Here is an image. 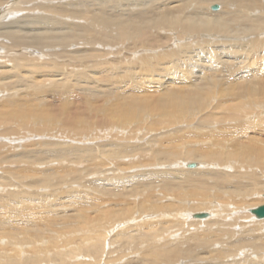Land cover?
<instances>
[{
    "label": "bare ground",
    "instance_id": "1",
    "mask_svg": "<svg viewBox=\"0 0 264 264\" xmlns=\"http://www.w3.org/2000/svg\"><path fill=\"white\" fill-rule=\"evenodd\" d=\"M218 3L224 7L221 8ZM14 5L16 8L12 9ZM215 5L218 6L216 10L213 9ZM6 11L9 13L8 17H15L16 13L21 16L2 22V19H6ZM1 28L9 30L5 32ZM13 28L19 30H11ZM32 31L35 32L32 34ZM215 38L219 40L206 50L207 46L203 45L211 44V40ZM220 40L225 42H219ZM196 45L199 48L194 47ZM114 48L124 53L126 69L121 65H113V61L109 59L113 58L111 54ZM215 57L234 62L227 66L231 78H220L217 71L208 72L205 66L203 69L206 72L196 75L195 80L189 78L195 62L213 61ZM4 59H9L11 66ZM179 68L184 71V75ZM219 69H222L221 64L216 65V70ZM208 73H211L209 77L206 75ZM219 86L227 91L213 92ZM8 90H14V93L8 97L3 96V92ZM0 91V99H8L0 106V127H4V131H0V137L5 136L14 142L16 140L10 138L7 132L16 130L20 143L30 142L32 138L39 136L33 132H43L47 136L41 137L51 139L36 140L38 149L25 147V143L18 144L19 148L35 155L30 156V161L26 162L28 164L18 168L17 174L22 173V170L30 173L35 165L52 158L57 161H54L55 164L53 161L47 164L48 169L53 170L50 177L62 176L71 165L68 164L70 166L64 169L58 160L73 161L79 156L84 158V162H77L76 166L70 167V171L77 172L81 177L92 175L95 171L89 170L86 161L94 160L95 163L99 156L104 161L103 157L107 158L104 152L97 157L94 153L96 150L90 152L93 147L72 145L71 141L77 142L80 134L79 141L87 144L92 143L90 139L98 134L113 136L118 142H112V137H100L109 141L107 144L110 146L119 145L116 147L119 151L113 150V155H137V152L146 151L148 154L143 156L142 162L139 159L130 164L134 167V162H139L147 166L141 169L130 168L125 176L120 174L116 178L112 168V162L116 159L108 160L109 163L98 159L100 162L96 165V171L103 174L97 176V181L107 190L113 187L120 194L116 192L115 195L111 191L112 195L108 199L104 195L100 196L93 208L95 210L91 211L96 213L94 218L101 222L108 220L114 226H119L148 216L143 224L146 226V223L151 224L154 221L152 219L156 220L160 216L162 224L169 223V218L178 217L177 220H172L179 227L171 229L170 224L166 226L165 234L163 233L166 236L189 222L193 225H212L210 222L214 224V221L220 224L222 220L219 221V215H226L223 220H227L233 212L243 209L242 216H238L237 228L226 231L218 228L217 231L221 232H217L206 227L208 232L199 237L200 245L214 241L213 236L218 237L221 233V239H217V244L221 247L232 241L234 244L243 242L241 247L250 248L254 253L263 250L264 253V227L258 225L263 223L264 218H257L251 211L259 207L253 206L264 201V187L260 186L264 175V0H23L20 3L18 0H0ZM215 110H220V113L213 114ZM150 117H167L168 125L188 121L196 125L198 134L192 139L181 138L175 130L174 136L156 139L158 146L149 149L145 146L146 143L140 144V141H146V132H139L143 130L141 122ZM192 119L196 121H190ZM233 122L236 124H231ZM222 123L229 129L224 135L220 133ZM207 125H213L211 127L215 131L204 130ZM128 126L136 131L126 132ZM23 135L32 137L22 141ZM63 137L69 139V143L53 140H61ZM166 139H170L167 140L169 142ZM70 143L71 146L66 145ZM8 144L0 141V149H5L6 145L7 150H17V145L7 146ZM101 144L104 145V142ZM51 151H54L53 156ZM14 158L10 161L20 164L25 162L23 158L26 157L18 160ZM188 159H195L196 167L190 168L188 165L194 162ZM156 165H159L157 170ZM202 166L204 169L196 172ZM225 166H228L227 169L235 167L236 173L222 170L221 167ZM218 167L221 169H217ZM242 169L244 170L240 171ZM57 170L60 171L56 172ZM88 171L90 172L87 173ZM27 175L32 178V174ZM160 183L161 187L157 186ZM146 184L150 185L146 187ZM120 187L126 190L121 191ZM132 188L137 191L134 192L133 189L132 192H127ZM15 191L18 197L13 202H17L20 207L25 205L27 209L35 207L41 210L51 209L50 212L55 210L47 197L44 200L47 194H52L48 191L38 190L35 194L25 190ZM259 191L260 195L263 194L260 196L261 201L256 198ZM99 193L88 192L93 197ZM27 196L36 199L35 206ZM112 196L116 197L113 199ZM231 198L234 201L230 204ZM94 200L96 201V197ZM175 203H183V208L179 206L176 211L168 210L177 205ZM244 208L249 210L245 212ZM204 211L209 212L208 218L194 217ZM245 220L248 221L244 223ZM253 222L255 223L252 224ZM221 223L220 225L227 224ZM231 225L234 227V224ZM4 226L5 222L2 228ZM29 227L18 238L12 232V240L6 241L7 246H1L0 242V263L4 259H12L21 260L16 264H31L28 261H32L33 254L24 250L25 243L22 241L25 237L35 236L38 229L36 224ZM145 230L140 232L148 234ZM156 230L158 229L155 228ZM124 233V244L136 234L131 232L127 236ZM100 235L97 239H103V242L98 241L95 245L97 251L104 254L110 241L107 239L108 245H105L108 236ZM163 236L152 241L154 248L148 246L154 250L156 257L162 256L163 249L161 251L160 248L165 244L177 242L176 234L170 239ZM255 236L262 238L261 245L251 242ZM188 240L189 236L187 242ZM20 244V249L15 248ZM234 244L228 249H220L219 255L223 261L217 264H246V261L235 260L232 254L236 251L233 249ZM67 246L69 247V243ZM142 246L140 244L138 249H144L145 246ZM178 248L168 249L164 258L158 259L160 264L175 262L181 253ZM219 248L218 245L212 251L206 248L207 254ZM68 249L70 251V247ZM55 251L60 254V248ZM113 252L109 250V254H114ZM249 255L255 258L254 254ZM260 255L264 259V254ZM211 261L213 260L209 264ZM46 262L38 259L34 263ZM48 263L53 264L51 261Z\"/></svg>",
    "mask_w": 264,
    "mask_h": 264
},
{
    "label": "rangeland",
    "instance_id": "2",
    "mask_svg": "<svg viewBox=\"0 0 264 264\" xmlns=\"http://www.w3.org/2000/svg\"><path fill=\"white\" fill-rule=\"evenodd\" d=\"M18 1L20 3L23 0H18ZM5 4H9V2H5ZM218 5L221 8L224 7L221 3H218ZM16 6H17V4H16ZM16 6L14 5L11 8L14 9V7L16 8ZM22 14H24V13H22ZM8 15H9V13L6 11V17H5L6 19H4V20L2 19L1 21L5 22L7 20L19 18L21 16L19 13L18 14L16 13L15 17H8ZM1 30L6 32L9 29H2L1 28ZM11 30L17 31L19 29L13 28ZM34 32L35 31H32V34ZM218 40L219 39H216V38L212 39L211 44L203 45V46H207L206 50L210 49L211 47H213L216 44V41H218ZM219 42H225V41L220 40ZM194 47L197 48L198 46L196 45ZM215 47L217 48V46H215ZM182 49H184V48H182ZM111 55L113 56V58H109V59H111L113 61V65H118V66L121 65L123 67V69H126L127 65H126V62L124 61V59H125L123 57L124 53L119 51L118 48H114V52ZM208 57H209V55H208ZM4 61L8 65H10L12 63L9 59H4ZM205 62H202V61L195 62L193 72L190 73V75H189L190 79L195 80L196 75H198V74L201 75V74H203V72H206L203 69V66H205V68L208 70V72L217 71L221 76L220 78L225 77V76H229L230 78L232 77L231 72L228 71V69H227V66L233 64L234 62H228L226 60V58L218 59L216 57L213 59V61H205ZM204 63H205V65H204ZM217 64L222 65L221 70L220 69L216 70ZM189 65H192V64H189ZM179 69H180L181 73L184 75V71H182L181 68H179ZM211 73H208L206 75L209 77V75ZM54 78L57 79L56 77H54ZM55 79H52V80H55ZM195 87H198V85ZM226 91L227 90L220 89V86H219L213 92H226ZM0 92H2V91H0ZM13 93H14V90H8L6 93L3 92V96L8 97L10 94H13ZM157 98L159 99L158 96H157ZM7 101H8V99H0V106H2V104L6 103ZM226 110H227V107L225 109V115H226ZM219 113H220V110H215L213 114H219ZM166 118L167 117H165V118H163V117H159V118L150 117V118L144 119L141 122L143 130H141V132H139V133H142V132L145 133L146 132L145 136H147V137H146V141H140V144L145 145V143H146L145 146L148 147L149 149L151 147V149H152V147L158 146L157 145L158 141L157 142L155 141L156 139L157 140H163V139H165V137H168L171 135L174 136L175 130H177L176 133L179 136H181V138L182 137H190L192 139V138L197 136L198 132H197V128L195 127L196 126L195 124H190L188 121H186V123L182 122L180 124L177 123V125H173V124L168 125L167 124L168 121L166 120ZM98 120L100 121L101 119L98 118ZM98 120H96V121H98ZM194 120L195 119H192L190 121H194ZM231 124L235 125L236 122H233ZM221 125L222 126L220 129L221 130L220 133L223 135L228 133L229 132L228 126L225 123H222ZM211 126H213V125H207V127H204L203 129L204 130L210 129V131H212V130L215 131V128L211 127ZM134 130L136 131V129L133 128L132 126H128L126 129V132L127 131L133 132ZM0 131H4V127H0ZM201 132L205 133L203 130H201ZM7 134L10 138H14V140H16L14 142H11L8 139H6L5 136H1L0 141L3 143H7V144L9 143L7 146L14 145V144L18 146V144L23 145V143H25V142L20 143L18 141L19 135H18L16 130H9L7 132ZM33 134L34 135L39 134V136L32 138V140L30 142H26L24 144L25 147L38 149L39 145H36L37 144L36 140H39L40 138L43 141L51 140V139L45 138L44 136L41 137V135L47 136L43 132H35V133L33 132ZM258 134H260V132H258ZM80 136H81V134L77 136V139H78L77 142L73 143V140L71 141L72 145H78V146L81 145V146L93 147L90 152L96 150V152H94L96 154V156L99 153L102 154L104 152V156H106L107 158L103 157V159H105L104 161H107L108 163H109L108 160L113 161L116 159L113 162L111 161L112 164L114 163L113 164L114 167H112L114 177H116V176L119 177L120 174L125 176L126 175L125 173L129 172L130 168L133 169L135 167L134 169H137V168L141 169L144 166H147L146 164H144V165L139 164V162H142L141 160H143L144 157L147 156L146 154H148V153L146 151L137 152L138 153L137 155H134L133 153H129V154H125V155H121V154L117 153V154L113 155L114 154L112 152L113 150L119 151V148H116V147H119V145H117V146L116 145L110 146V144L108 145L107 143L109 141L103 140L100 138L102 135L98 134V135H96L97 137L91 138L90 141L92 140V143L89 142L88 144L86 142L79 141L81 139ZM28 137H29V135L22 137L24 139L22 141H26L28 139ZM30 137H32V135H30ZM102 137L103 138L105 137V139H111V137H112L113 139H115V140L111 139L112 142L113 141L118 142L117 141L118 139L116 137H113V136H102ZM55 139H53V140L69 143V139H65V137L61 138V140H58L57 138H55ZM5 140H7V141H5ZM167 140H170V139H166V141ZM103 142H104L105 146L103 144H101ZM119 142H122V141H119ZM167 142H169V141H167ZM30 143H33V144H30ZM71 143L66 144V145L71 146ZM165 144H167V143H165ZM102 145H103V147H102ZM107 145H108V147H107ZM19 147L20 146H18L17 150L14 148H11V149H9L10 150L9 151L6 149V145H5L4 146L5 149H2V150L0 149V242L2 243L1 246H4V245L7 246L6 241H8L11 238L12 232H14L15 238H18V237L24 235V231L26 230V228L28 226H30L29 228H31V224L32 225L36 224L37 229H38L37 230L38 233L35 232V233H37L35 236H31L29 238L25 237V239H23V241H22L25 243L24 250L27 252H30V255L33 254V255H31L32 261H28L31 264H35L34 262L38 261V259H43V260L47 261L46 264H49L48 262H50V261L53 264H71L72 262L79 264V261H80V264H85V262H86V264H145V262H146V264H157L159 262V260L160 259L162 260V258H164V255L167 254V250L174 248V247H179L178 249H180L181 253L179 254L180 255L179 257L177 256L175 262H171L170 264H198V263L199 264H209L210 260H213V261H211L210 264H217L219 261H220L219 263H222V261H223L222 256L219 255L220 249H222L224 247L228 249L232 244H234V241H232L230 244L226 243L227 245H225V243L222 244V245H225L224 247L223 246L221 247L220 244H217V242H218L217 239L218 238L221 239V237H222L221 233H219L220 236L218 235V237L216 235L213 236V237H215L214 241H212V242L209 241L210 243H206L203 246L200 245L199 237L203 236L204 232H208V229L206 227H208L212 231H217L218 228L219 229L221 228V230L224 228V230H222V231L237 228L236 223L239 221L238 216H242V214H243L242 210L243 209L240 211L238 209L237 212H233L231 214V216L228 217L227 220H223L227 217L226 215H223V216L219 215L218 216L219 221L222 220V221H220V224H222L221 222H227V224H226L227 226L216 224V221H214L215 222L214 224H213V222H210L212 224V225L209 224L210 226L208 224H204V223L198 224V225L197 224L193 225L190 222L188 225L186 224V226L183 225V228L180 226V229L178 231H176L177 233L173 232L174 235L175 234L178 235L177 242L172 243V244H165L162 248H160L161 251L163 249L162 256L156 257V255H155L156 253L154 252V250H152V248L155 247V246H153L152 241L156 240L157 238L158 239L161 238L165 234L164 229L166 228V226L168 227L171 225V229L174 226H176V228H178L179 226L177 224H175V221H174V220H177L178 217L177 218L176 217L169 218L170 222L169 223L166 222L164 224H162V222H161V221H163L161 216H160V218L157 217L156 220L152 219L154 221L151 224H154V226L149 224V222L146 223L147 224L146 226L143 225L144 221L149 218L148 216H145V218L138 219V220H136V222L130 221V222L126 223L127 226L125 223H123V224H119V226L116 225L117 226L116 227L113 224L109 223L110 221H108V220H103L102 222L98 221V219L94 218L96 216V213L91 212L95 206V203H97V201L100 200L99 199L100 196L104 195V197L108 199L112 195L111 191H113V194H115L117 192V191H114L115 188H113V187H111L112 190L109 188L107 190L106 188L103 187V185L101 186V184H100L101 182L97 181V179H98L97 176H100L103 174L101 172H100L101 173L100 174V173H98V171H96L97 170L96 165L98 162H100L98 159L101 160L102 156L101 157L97 156L98 158L95 161V163H94V160H92L91 162L86 161V164H88L90 167L89 170L95 171L92 173V175H89V176L87 174V176L83 175L81 177V175L77 174V172H73V170L70 171V167L76 166L77 162H79V163L84 162V158H79V156H78V159H72L73 161L62 160V159L58 160L60 165H62V168H64V169L68 168L71 165L69 167V170L62 173V176H58V177L57 176H53V177L51 176L50 177L51 172L53 170H49L47 167V164L50 163L51 161H53L52 163L55 164L54 161H57V160H53L52 158H50L49 160L47 159L48 161H46V160L41 161L40 162L41 164L39 163V164L35 165L34 166L35 168H33V170L30 173H28L29 171H27V170H22V173L17 174L18 168L21 166L22 167L25 166V164H28L26 162L30 161L29 160V159H31L30 156L35 155V153L34 154L31 153V151H29V150L25 151L24 148H19ZM187 148H189V147H187ZM40 149H42V148H40ZM42 150H48V149L43 148ZM52 152H54V151H51V153ZM118 154L120 155V157ZM127 155H128V157H124ZM130 155H133V156H130ZM51 156H53V153L51 154ZM110 156L113 158L115 156L116 157L114 159L113 158L111 159V158H109ZM12 157H15L14 160H18V159L23 158V157H26V158H23L25 162H22L20 164L19 163L16 164V163H12L10 161V159ZM147 158L149 159L150 156L148 155ZM117 159H119L118 162H117ZM128 159H130V160H128ZM177 159H179V157ZM133 160H139V162H137V163L134 162L135 163L134 167L130 164V162H133ZM180 160H181V158H180ZM188 160L195 162V159H188ZM101 161H103V160H101ZM196 161L199 162V160H197V159H196ZM111 162H110V164H111ZM63 164H65V165H63ZM68 164H70V165L67 166ZM32 165H34V164H32ZM200 165H201V163H200ZM27 166H29V165H27ZM157 166H159V165L155 166L156 170H157ZM225 167H221L222 170H224V171H225V169L230 170V171L232 170L233 172L235 170V167H233V166L230 169H227L228 166L226 168ZM219 168L220 167H218L217 169H219ZM148 169H152V168H148ZM202 169H204L203 166L200 167L199 169H197L196 172L200 171ZM143 170H145V169H143ZM243 170L244 169H242L240 171H243ZM59 171L60 170H57L56 172H59ZM85 171H87V170H85ZM89 172L90 171H88L87 173H89ZM81 173H83V172H81ZM131 173H133V172H131ZM234 173H236V172H234ZM27 174H32V178L29 177V175H27ZM63 178H64V180H61ZM84 178H86V179H84ZM99 181H101V180H99ZM261 182L264 183V175L261 177ZM126 183L128 185V182H126ZM262 183L260 185L261 188H262V186L264 187V185H262ZM149 185L146 184V187H148ZM157 186L161 187V183L157 184ZM127 188L130 189V186L128 185ZM141 188L143 189V187H141ZM120 189H121V191L126 190V188L122 189L121 187H120ZM133 189H134V192L137 191V190H135V188H132L131 190H128L127 192H132ZM15 190H21V191L25 190L30 194H35V192L38 190L39 191H48L52 194L51 195L47 194L45 196V193H43V195L45 196L44 200L47 197L48 199L47 198L46 199L51 201V204L55 210H53V212H50L51 209L41 210V209H37L35 207H34V209H27L26 207H24L25 205L23 207H20L18 204H16L17 202H13V201H16V199L18 197L16 195ZM53 191H55V192H53ZM91 191L92 192L94 191L95 193L100 192L99 194H96V196H94V197H96V201L94 200V197L91 196L92 194L91 195L88 194V192H91ZM260 191L257 193L256 198L261 201L260 196H263L264 192L262 195H260ZM116 194H120V192L118 191ZM225 195H228V194H225ZM9 197H10V199H9ZM115 197L116 196H112L113 199ZM28 199L30 200V203H32L33 206H35L34 203L36 202V199L34 197H28ZM101 199H104V198H101ZM238 199L239 198H236V200H238ZM229 201L231 204L234 200H233V198H231V199H229ZM239 201H240V199H239ZM263 203H264V201H261L258 205H255L253 207L260 206ZM175 204H177V203H175ZM182 205H183V203L181 205L180 204L173 205L168 210L176 211L179 206H181L183 208ZM46 206H48V204H46ZM89 209H91V210H89ZM244 209L246 210L245 212H247L249 210V208H244ZM93 210H95V209H93ZM28 212H30L31 214H29ZM185 212H187V211H185ZM61 216H62V218H61ZM233 217L234 218L236 217V218L234 219ZM244 218H246V217H244ZM244 218L242 220H244ZM172 219H174V220H172ZM246 219H248V218H246ZM152 220H150V221H152ZM248 220H245L244 223H246ZM252 220H254V219H252ZM12 221H13V223H12ZM254 221L255 222H261L258 220H254ZM2 222L3 223L5 222L4 228H2V226H3ZM160 222H161V224H160ZM255 222H253L252 224H254ZM228 223H229V225H228ZM231 224H234L233 225L234 227H231L232 226ZM258 225L264 227V221H263V223L258 224ZM122 226H124V227H122ZM151 226H152V228L150 229ZM131 228H133V229H131ZM155 228L158 230L155 231ZM125 229L127 231H124ZM144 229H146L145 232H147L148 234L144 235L140 232V230H144ZM122 232L123 233L126 232L127 236H129V234L131 232H132V234H134V233H136V234H134V237H132V239H130L129 242L124 244L125 241H122V240H125L126 238H124V236L122 235L123 234ZM217 232H221V231H217ZM153 233H154V235H152ZM171 233L172 232H170L168 235H166L167 237L163 236V238H166V239L167 238L170 239L171 237L173 238L174 235H173V233L172 234ZM227 233H226V235H227ZM215 234H217V233H215ZM99 235L100 236L104 235L105 237L108 236L105 239V245H108V244L109 245L107 246L106 252L103 250L105 252L104 254H101L100 251H97V248L95 245L98 241L101 243V241L103 240V239H100V240L97 239ZM138 235H139V237H137ZM193 235L197 236L198 238H194ZM187 236H189L188 242H187ZM192 238H193V240H192ZM107 239H109V241H110L108 244H107V241H108ZM144 239H147L149 241L151 240V242L145 241ZM194 239L196 242L194 241ZM10 240H12V239H10ZM235 240H239V239H235ZM263 240H262V238H260V236H257L256 238L252 239L251 242H253V243L258 242L257 244L261 245L260 242ZM139 242H140V244H143L142 247L145 246L144 249H138V248H140ZM67 243H69L70 251H68L69 247L67 246ZM110 243H112V245H110ZM242 243L243 242H241V244ZM262 243H264V241ZM241 244H236V243L234 244L235 246L233 247V249H235L236 251L232 254L235 257V260H239V262L246 261V264H253L254 262H259L260 264H264V259H262L261 255H260V254H264L263 250L261 252L254 253V252H252L253 250L250 248L246 249V247H241ZM102 245L104 246V243ZM216 245H218L220 247L218 250L215 251L216 253L212 252L213 254L212 253L207 254V251L209 250L208 248H210V250H211V249H213V247H216ZM148 246H150V247L153 246V247L148 248ZM201 246H202V248L200 249L199 247H201ZM204 246H205V248H204ZM20 247H22L21 244L17 245L15 248L20 249ZM58 248H60V254L55 251ZM132 248L134 251L136 249L137 250L134 252L132 250ZM100 249H102V248H100ZM110 249L113 250L115 253L113 252L114 254H109ZM204 249L206 251H204ZM138 250H140V252ZM204 252H206V253H204ZM134 253L136 254V257L134 256L135 255ZM182 253L185 255L183 256ZM2 254H3V252H2ZM159 254H161V253H159ZM249 254H254L255 258H252L253 256H250ZM131 255H133V256H131ZM202 256H204V257H202ZM49 257H50V259H49ZM51 257H56V259L52 260ZM17 258H19V257H17ZM145 259H148V260L145 261ZM48 260H50V261H48ZM168 260H170V259H168ZM13 261L16 264L17 262H20L21 260L20 261L19 260L18 261L13 260ZM13 261H12V259H4V260H1L0 264H3V263L13 264ZM158 264H160V262ZM161 264H163V263H161Z\"/></svg>",
    "mask_w": 264,
    "mask_h": 264
},
{
    "label": "water",
    "instance_id": "3",
    "mask_svg": "<svg viewBox=\"0 0 264 264\" xmlns=\"http://www.w3.org/2000/svg\"><path fill=\"white\" fill-rule=\"evenodd\" d=\"M217 8H218L217 5L213 6V9L216 10ZM188 166L190 168L196 167V163L195 162L190 163ZM251 211L257 218H260V219L264 218V204L259 207L253 208ZM209 215H210L209 212H202V213L195 214L194 217L195 218H208Z\"/></svg>",
    "mask_w": 264,
    "mask_h": 264
}]
</instances>
